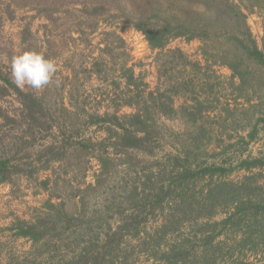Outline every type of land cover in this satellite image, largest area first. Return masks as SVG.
I'll return each instance as SVG.
<instances>
[{
	"label": "trees",
	"instance_id": "trees-1",
	"mask_svg": "<svg viewBox=\"0 0 264 264\" xmlns=\"http://www.w3.org/2000/svg\"><path fill=\"white\" fill-rule=\"evenodd\" d=\"M2 4L12 15L13 7L35 10L55 26L71 20L74 32L87 37L101 25L111 27L122 19L145 36L156 53L158 74L151 89L125 58L116 55L123 40L115 31L105 32L107 38L121 42L115 46L107 40L90 71L111 87L108 109L73 114L71 91L64 98L63 92L51 97L48 85L41 92L21 89L0 69V185H9L15 196L14 189L23 184L39 194L63 182L78 207L70 213L63 198L58 203L48 200L32 220L18 219L9 231L32 243L19 264H122L116 259L124 251L125 238H140V228L155 213L163 217L160 228L144 244L161 264H218L223 249L222 243L214 244L220 234L215 231L226 232L228 226L239 230L244 226L239 243L243 248L255 242L251 233L259 237L264 230V215L258 212L264 201L257 199L250 182L239 188L222 181L201 195L192 185L201 178L213 180L215 175L263 165V159L243 155L264 122V36L260 48L247 13L264 14V0H5ZM28 34L26 27L23 45ZM178 39L198 41L204 65L169 47ZM115 58L118 68L113 67ZM217 66L228 69L229 76L217 74ZM176 99L184 104L176 107ZM123 108L133 111L120 113ZM243 115L253 121L239 123L237 117ZM223 126L233 127L238 141L217 161L207 147L218 148ZM93 129L100 133L97 139L89 134ZM231 146L239 147L236 153H229ZM91 160L99 169L94 182L85 183ZM49 172L55 179L43 177ZM218 206H235L237 212L210 226L212 235L206 237L202 252L194 253L190 238L166 241L183 222L195 215L210 218ZM113 213L120 220L116 226L107 218Z\"/></svg>",
	"mask_w": 264,
	"mask_h": 264
},
{
	"label": "rangeland",
	"instance_id": "rangeland-1",
	"mask_svg": "<svg viewBox=\"0 0 264 264\" xmlns=\"http://www.w3.org/2000/svg\"><path fill=\"white\" fill-rule=\"evenodd\" d=\"M236 1V0H234ZM5 0H0V69L7 72L10 76V61L14 54H19L23 51L35 50L43 53L46 58L52 59L57 64V72L53 76L48 86L50 89V96L60 97L63 92V97L71 91L72 106L74 113H81L84 110L87 113L97 111L102 113L108 109L109 98L113 95L111 87L107 82H103L96 78L90 71L92 61L100 55V49L108 43H114L119 46L120 39L116 37L107 38L105 32L112 31L117 34L122 40L123 44L120 49L116 51L119 58H125L128 61V66L133 67L136 75H142L145 82L151 89L157 85V69L155 65L156 53L151 51L146 41L145 36L128 25L124 20L117 19L113 22L111 27L101 25L99 30L87 36H80L74 32V24L71 20L68 23L62 21L56 26L51 22H47L44 18H39L35 10L27 7L11 8L13 15L9 13L6 5L2 4ZM248 24L250 26L253 37L257 41L260 48L263 46L264 36V14L247 12ZM62 15V14H61ZM66 23V24H63ZM48 28H45V25ZM28 27L29 34L26 36V42L22 44V32ZM115 41L117 43L115 44ZM200 43L198 41L186 42L183 39H178L169 45L170 48L181 49L191 61L199 62L204 65L199 50ZM107 57L106 55H104ZM118 60L115 58L113 67L118 68ZM215 72L222 76H229L230 71L224 67H214ZM11 77V76H10ZM28 88V87H27ZM43 89V88H42ZM42 89L38 91L41 92ZM59 99V98H58ZM65 104L68 99H64ZM99 103V104H98ZM264 103V102H263ZM182 99L175 100V106L183 105ZM111 111V110H110ZM133 109L123 108L120 113H130ZM260 112L257 113V116ZM264 113V108H262ZM239 114V113H238ZM237 114V115H238ZM252 114V113H251ZM237 117V116H236ZM239 123H250L253 121L251 116L246 115L237 117ZM257 118V117H256ZM255 118V119H256ZM264 122L260 126V133L256 141L251 142L244 152V157L263 159V165L248 170H233L225 176L215 175L213 180L210 178L199 179L194 181L192 185L197 189L198 195L201 191H206L209 185L226 181L234 187L241 188L244 182H250L257 190V199L264 201ZM233 127L228 126L220 130L223 136L219 135L218 148L212 144L207 147L209 155H216V160L220 161L221 153L230 145H235L238 141L236 133L233 132ZM243 133V132H241ZM94 139L100 137V133L94 132V129L89 132ZM247 134L243 133L245 136ZM239 148V147H238ZM237 148V149H238ZM237 149L232 146L229 153H236ZM229 154V155H230ZM90 170L86 174L85 183L94 182V174L98 171L99 165L95 160H91ZM44 178L51 177L55 179L53 173L43 174ZM248 179V180H247ZM80 181V179H79ZM12 188L9 185H0V264H6L9 261L11 264H19L28 255L31 242L25 238H17L13 231H9L10 227L18 219L30 221L35 214L43 209L44 204L48 200L54 203L59 202V198L65 201V209L70 213H76V201L69 196L70 189L60 182L54 186L49 192L40 191L35 194L32 188L28 189L25 184L19 188H15V196L12 194ZM260 201L259 203H261ZM264 203V202H262ZM98 208V205L95 206ZM264 207V206H263ZM263 207H261L263 209ZM259 210L260 215H264V210ZM237 212L235 206L221 207L215 209V213L209 217H200L183 222L178 231L169 232L166 236V241L170 243L173 240H183L190 238V246L194 253L199 254L204 249L206 237L212 235L210 226L216 223H221L230 215ZM114 214V213H113ZM149 221L140 228V238L134 239L132 237L125 238V243L122 246V251L118 255L117 263L122 264H161L162 262L155 257L150 256V250H147L149 244H144L149 241L148 235H155V231L160 228L162 216L158 213L154 214ZM109 223L116 226L119 220L118 215H108ZM209 220V221H208ZM262 227H264V220L261 217ZM209 222V226H202V223ZM220 225V224H217ZM228 226V225H227ZM239 230L236 227L227 228L226 232H220L219 229L215 231L218 234L214 244L222 243L223 253L217 255L216 261L218 264H264V230L258 237L256 234L253 244H248L245 248L239 245L241 238L244 236L245 229ZM145 228V229H143ZM220 228V227H219ZM259 228L258 230H261ZM166 247L162 246V249ZM39 254V251L38 253Z\"/></svg>",
	"mask_w": 264,
	"mask_h": 264
},
{
	"label": "clouds",
	"instance_id": "clouds-1",
	"mask_svg": "<svg viewBox=\"0 0 264 264\" xmlns=\"http://www.w3.org/2000/svg\"><path fill=\"white\" fill-rule=\"evenodd\" d=\"M57 70L54 60L35 50L14 54L10 61V76L16 87L21 89L44 88L51 82Z\"/></svg>",
	"mask_w": 264,
	"mask_h": 264
}]
</instances>
